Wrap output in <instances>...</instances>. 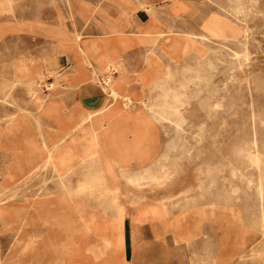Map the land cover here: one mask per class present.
<instances>
[{"label": "rangeland", "instance_id": "obj_1", "mask_svg": "<svg viewBox=\"0 0 264 264\" xmlns=\"http://www.w3.org/2000/svg\"><path fill=\"white\" fill-rule=\"evenodd\" d=\"M119 1H16L22 11L42 10L47 21L58 11V21H52L57 23L59 16L63 17L69 37L57 36L55 23H43L48 27L45 32L58 38L45 37L46 41L42 36L24 34L0 39V264H103L106 260L108 264H177L182 256L161 233L153 239L137 236L141 224L150 222L157 229L170 230L176 244L180 233L189 229L180 223L186 215L195 224L184 236L194 234L196 223L205 220L201 236L190 243L192 264H264V230H258L264 224V118H258L264 117V0H190L195 9L191 12L178 11L179 0H138L128 8L144 10L133 18L130 13L136 11L122 8ZM109 2L120 10L109 11ZM164 7L172 10L163 13L160 9ZM76 15L94 20L98 29L93 24V28L82 30ZM147 30L149 44L174 74L167 90L182 92L189 100L165 102V89L150 88V65L142 40ZM81 45L93 50L84 51ZM136 45L139 48L129 54L139 61L135 78L127 80L123 68L119 81L140 95L126 93L133 96L130 104L124 97L110 98L103 122L106 128L116 125L118 130L128 126L130 139L145 130L153 137L147 156L129 159L123 157L129 151L127 140L102 128V151L114 153V174L106 172L105 192L124 212L122 235L127 241L125 249H113L100 234L85 229L110 219L112 208L105 210L94 195L81 191H72L76 195L67 199L68 191L57 171L38 168L48 153L36 150L35 140L53 144L79 121L83 105L91 110L103 106L107 94L102 85L86 80L93 69L103 68L107 53L119 52L125 58ZM54 47L72 57L71 68L55 73L56 68L40 69L38 62L36 69L30 66L29 62H35L31 53L42 54L36 56L39 61ZM23 53L28 58L22 61L18 76L14 62ZM90 64L93 66L88 68ZM79 74H84L79 79L85 80V86L74 99L67 89L75 90L72 82ZM42 78L57 80L55 88L50 91L45 83L39 86ZM87 89H100L106 97L86 101ZM66 102L75 107L67 109ZM16 113L18 126L6 135L4 128ZM153 120L160 142L151 129ZM76 150L71 147L60 159L76 156ZM68 173L65 179L83 178L79 168ZM149 199L155 201H146ZM78 202L98 211V218L93 219L88 210L81 214ZM67 228L75 234H68ZM108 231L112 235L111 229ZM242 236L248 238V245ZM145 251L150 255H140Z\"/></svg>", "mask_w": 264, "mask_h": 264}, {"label": "bare ground", "instance_id": "obj_2", "mask_svg": "<svg viewBox=\"0 0 264 264\" xmlns=\"http://www.w3.org/2000/svg\"><path fill=\"white\" fill-rule=\"evenodd\" d=\"M55 1V0H54ZM100 1V0H99ZM13 3V2H12ZM57 3V2H56ZM98 3V2H97ZM122 8L126 9L129 6H132L134 3H132L131 0H120L119 1ZM142 3V2H141ZM99 5V4H98ZM101 5V4H100ZM142 5V4H141ZM102 6V5H101ZM139 6V5H138ZM179 7L181 9H185V11H194V4L190 0H179ZM97 8V7H96ZM96 10V9H95ZM12 11V10H11ZM163 11V10H162ZM156 13V12H155ZM164 13V11H163ZM162 13V14H163ZM191 14V13H190ZM126 15V14H125ZM139 15V14H138ZM160 15V14H159ZM66 16V15H65ZM167 16V15H166ZM166 16L164 15L165 19ZM163 17V18H164ZM59 22L55 23L53 26V30L56 31L57 36L63 38V37H69V32L66 27L65 19L63 17L59 16ZM66 18V17H65ZM181 18V17H180ZM173 19V17H172ZM58 21V19H56ZM169 20L170 18L168 19ZM109 21V20H108ZM104 22V21H103ZM111 22V21H110ZM137 22V21H136ZM138 23V22H137ZM186 23V22H185ZM65 24V25H64ZM108 24V23H107ZM205 24V23H204ZM97 25V24H96ZM174 27V26H172ZM101 28V27H100ZM111 28V27H110ZM177 28V27H176ZM204 28V25H203ZM205 28H208L207 25ZM175 29V28H174ZM102 30V29H101ZM160 30V28H159ZM178 30V29H177ZM212 30L209 28V31ZM103 31V30H102ZM101 31V33H102ZM198 31V30H197ZM214 31V30H212ZM82 32V31H81ZM181 32V31H180ZM185 32V30H184ZM190 32V31H188ZM74 33V32H73ZM147 37L142 38V40L146 43V54H145V60L150 65V71H149V80H150V88L160 87L165 89L163 100L165 102H170V100H174L175 102H182L189 100V97H186L184 99V96H182V92H171L168 91V84L169 81L173 79L174 74L170 73L164 66L163 61L159 59L156 55L155 49L153 45L149 44V33L150 31L147 30ZM186 33V32H185ZM217 33V32H213ZM218 34V33H217ZM82 35V34H80ZM105 35V34H104ZM184 35V34H183ZM201 35V34H200ZM203 35V34H202ZM102 36V35H101ZM160 36V35H159ZM188 37V36H187ZM84 38V37H83ZM192 38V37H190ZM193 39V38H192ZM114 40V39H113ZM152 41H154L152 39ZM194 42V39H193ZM192 42V44H193ZM124 44V42H122ZM247 43V42H246ZM96 47H100V44L97 42L94 43ZM199 44V43H198ZM85 45V44H84ZM125 45V44H124ZM122 45V47H125ZM93 47V46H92ZM127 47V46H126ZM55 48V47H54ZM81 48L84 51H90L91 46L86 45L85 47L81 45ZM124 49V48H123ZM129 49V48H128ZM93 50V49H91ZM116 50V49H115ZM248 49H246L247 51ZM52 51V50H51ZM202 52V51H201ZM240 54V53H238ZM117 56V58H116ZM107 59L105 63H103L102 69H93V74L89 77V79L86 80L87 83L90 82H96L102 85L103 89L105 90L107 94V101L105 104L97 109H87L85 106L84 111L82 115L80 116L79 121L71 127L70 131H68L64 136H62L59 140L55 141L53 144H48L46 140L42 142V144H39L35 140V144L37 146L38 151H47V158L43 160L39 165V169H53L57 171L58 176L61 178L63 188L68 191V198H74L76 195L72 191H81L86 193L87 195H94L95 198L99 201L100 205L106 210L107 208H112L113 215L108 220H102L98 221V223H95L93 225H88L86 231L88 232H96L100 234L106 242L112 245L113 249L121 247L125 249L127 245L126 238L122 235V225L121 220L124 216L123 210L116 207V203L113 198H109L106 194V184H107V178H106V172L111 170V157L113 158V152L110 150L102 151V128H106L104 126V120H103V111H105L109 106V99L112 98L118 99L119 97H124V100L127 104H130L133 101V96L123 93L120 90V81H119V72L120 69L126 68V65L124 64V59L121 58V53L112 54L107 53L106 55ZM247 58V57H246ZM90 61V60H89ZM93 63V62H92ZM95 64V63H94ZM10 66V65H9ZM93 66V65H92ZM97 66V65H96ZM2 69V68H1ZM58 70H54L53 72L58 73ZM204 72V71H203ZM83 74L79 76L82 77ZM6 78V77H5ZM79 78H74L72 82V86L74 87L75 91H78V89L84 85L85 80H81ZM138 78V77H137ZM248 79V78H247ZM79 80V82H77ZM85 82V83H86ZM17 83V82H16ZM45 83L49 90L55 88L57 80H49L46 78H42L41 82L38 84L39 86H42V84ZM201 83V82H200ZM196 84V83H195ZM85 86V85H84ZM215 86V85H214ZM14 87V85H13ZM37 89V88H36ZM40 89V88H39ZM42 89V88H41ZM208 91V90H207ZM8 93V92H7ZM44 93V92H43ZM77 93V92H76ZM6 100V99H5ZM115 101V100H114ZM187 103V102H186ZM44 105V104H43ZM63 105V104H62ZM111 105V104H110ZM163 107V106H162ZM22 109H27L22 107ZM177 109V108H175ZM24 111V110H23ZM25 112V111H24ZM109 112V111H108ZM110 113V112H109ZM260 113V112H259ZM33 115V114H32ZM113 116V115H110ZM163 116V115H162ZM253 116V115H252ZM255 116V115H254ZM7 117V116H6ZM118 117V116H117ZM258 118H264V117H258ZM110 119V118H109ZM112 119V118H111ZM19 120V113L15 114V118L9 122V124L4 128L5 134L7 135L10 131H12L14 128L18 126L17 121ZM225 120V119H224ZM38 122V121H37ZM172 122V121H171ZM255 122V121H254ZM261 122V121H260ZM262 123V122H261ZM39 124V123H38ZM151 125V124H150ZM264 125V124H263ZM109 126V127H108ZM106 129L114 130L117 137L121 138L124 137L128 142V148L129 151L127 153L123 154L124 158H133V157H143L148 155V151L152 144V133L149 130L136 132L135 135L132 137V139L129 138V131L130 128L126 125H122L120 130L117 129V126L114 125L111 127L108 125ZM39 127V126H38ZM116 128V129H115ZM149 128V127H146ZM240 136V135H239ZM256 138V136H255ZM255 141V140H254ZM234 142V141H233ZM234 144V143H233ZM71 147L76 148L77 150L75 153H77L74 157H69L66 159H60V155L62 153H69V149ZM248 148V147H247ZM171 150V149H170ZM260 153V152H259ZM69 155V154H68ZM67 155V156H68ZM263 155V153H262ZM116 156V155H115ZM122 156V155H121ZM120 156V157H121ZM253 159L251 155H248ZM258 157V156H257ZM119 158V157H118ZM117 159V158H115ZM129 159L127 162H130ZM259 159V158H258ZM124 160V159H123ZM144 160V159H143ZM255 160V158H254ZM141 161V160H140ZM115 162V161H114ZM123 162V161H122ZM255 162V161H254ZM258 162V160H257ZM261 162V161H260ZM259 163V162H258ZM128 164V163H126ZM130 164V163H129ZM216 164V163H215ZM226 165V164H225ZM146 167V166H145ZM260 167V166H259ZM80 169L81 173H83V178L77 179V178H69L65 179L66 174H69L68 172L75 171L77 169ZM122 168V167H121ZM113 169V168H112ZM165 169V168H164ZM3 170V169H2ZM219 170V169H218ZM5 171V170H3ZM261 171V170H260ZM112 172V170H111ZM39 173V172H38ZM41 173V172H40ZM39 173V174H40ZM108 173V172H107ZM141 173V172H140ZM261 173V172H260ZM109 174V173H108ZM112 175L114 172L111 173ZM139 174V173H138ZM251 174V173H250ZM118 175V174H117ZM145 175V172H144ZM143 175V176H144ZM261 177V176H260ZM150 179V178H149ZM250 179V178H249ZM142 180V179H141ZM116 182V181H114ZM259 182V180H258ZM252 183V182H251ZM118 184V183H117ZM222 185V184H221ZM255 185V184H254ZM4 187V186H3ZM113 188V187H112ZM2 189V188H0ZM115 189V188H114ZM49 191V190H48ZM109 191V190H108ZM112 191V190H111ZM115 191V190H114ZM264 192V190L262 191ZM2 194V192H1ZM67 194V193H66ZM16 195V194H15ZM239 195V194H238ZM259 196V195H258ZM230 197V196H228ZM222 201V200H220ZM226 202V201H225ZM201 203V202H200ZM210 203V202H209ZM208 203V205H209ZM223 203V202H220ZM219 203V204H220ZM230 203V202H229ZM212 204V203H211ZM210 204V205H211ZM225 204V203H224ZM30 205V204H29ZM203 205V204H202ZM207 205V204H206ZM227 205V204H225ZM73 206V205H72ZM74 207V206H73ZM184 207V206H183ZM218 207V206H217ZM225 207V206H224ZM245 207V206H244ZM169 208V207H168ZM185 208V207H184ZM226 208V207H225ZM223 209V208H222ZM77 210L82 214L85 210H88L90 212V216H92L93 219L98 218V211L94 209H89L83 202H78L77 204ZM186 210V209H185ZM233 211V210H232ZM77 212V211H76ZM196 213V212H195ZM240 214V213H239ZM195 215V214H194ZM197 215V214H196ZM201 214L199 213V216ZM235 215V214H234ZM233 215V216H234ZM228 216V215H227ZM238 216V215H237ZM241 216V214H240ZM236 217V216H235ZM180 218V217H179ZM230 219V218H229ZM236 219V218H235ZM234 219V220H235ZM241 219V218H240ZM233 220V222H234ZM262 220V219H261ZM91 221V220H90ZM232 221V220H231ZM82 223V222H81ZM238 223V222H237ZM236 223V224H237ZM24 224V222H23ZM26 224V223H25ZM232 224V223H231ZM239 224V223H238ZM75 226V225H74ZM233 226V225H231ZM230 226V227H231ZM78 227V226H77ZM237 227V226H235ZM244 227V226H243ZM257 227V225L255 226ZM76 228V226H75ZM234 228V227H232ZM84 229V230H85ZM111 229L112 235L108 230ZM244 229V228H243ZM264 230V224L262 227H259L258 230ZM22 230V228H21ZM44 230V229H43ZM69 231L68 234L71 236L75 234L76 231H73L71 228H67ZM42 231V230H41ZM243 231V230H242ZM245 231V230H244ZM247 231V230H246ZM262 233V231H260ZM35 233V232H34ZM117 234V236H115ZM192 234V232H191ZM17 235V234H16ZM34 236H36L34 234ZM30 237H32L30 235ZM25 238V237H24ZM34 239V238H33ZM20 240L17 241V243ZM29 241V240H28ZM34 241V240H33ZM36 241V240H35ZM34 241V242H35ZM189 242V241H188ZM242 242L248 245L249 240L246 236H242ZM13 243V242H12ZM30 243V242H28ZM26 244V243H25ZM34 244V243H33ZM20 245V244H18ZM17 245V246H18ZM27 245V244H26ZM35 245V244H34ZM233 245V244H232ZM16 246V247H17ZM31 246V245H29ZM15 247V246H14ZM15 247V248H16ZM28 247V246H27ZM169 248V247H168ZM24 249V248H23ZM26 250H29L26 249ZM25 251V250H24ZM99 252V251H98ZM24 253V252H22ZM26 253V251H25ZM38 253V252H37ZM40 255H43L40 254ZM45 255V254H44ZM43 255V256H44ZM42 256V257H43ZM40 257V256H37ZM242 257V255H241ZM1 258V257H0ZM44 258V257H43ZM15 259V258H13ZM41 259V258H39ZM33 260V259H32ZM2 261V260H1ZM37 262V260H35ZM57 261V259H56ZM131 261V260H130ZM4 262V260H3ZM17 262V261H16ZM15 262V263H16ZM34 262V260H33ZM32 262V263H33ZM58 263V262H56ZM108 260H106L103 264H108ZM132 263V262H131ZM35 264V262H34Z\"/></svg>", "mask_w": 264, "mask_h": 264}, {"label": "crops", "instance_id": "obj_3", "mask_svg": "<svg viewBox=\"0 0 264 264\" xmlns=\"http://www.w3.org/2000/svg\"><path fill=\"white\" fill-rule=\"evenodd\" d=\"M16 1L17 0H0V39L3 36H7V35H19V36H23L24 34H28L31 37L32 36H36V37H41L44 38L46 41L47 38L53 40L56 39L58 37L51 35L49 32H45L44 28H48V27H44L42 24L46 23V24H54L56 22H53L52 20H56L57 19V13L58 11L52 12L51 15V19H49V21H47L46 19H44V17L47 15L45 12H43L42 10H36L33 12H27V11H22L21 8L17 7L16 5ZM94 1V0H92ZM105 2H108L110 0H103ZM133 1V3H136L138 0H131ZM160 2L163 0H159ZM13 2V3H12ZM110 4V2L108 3ZM111 6L109 7V11H119L120 9L117 8L115 5L110 4ZM54 6V5H53ZM55 8V6H54ZM171 7H164L161 8L160 10H170ZM12 10V11H11ZM143 8H128V11H136V12H132L130 13L131 18H133L134 16L136 17L138 12L137 11H143ZM172 10V8H171ZM178 11H185V9H179ZM68 14V13H67ZM66 14V15H67ZM78 17V21L81 22V26L82 30H88L90 27L93 28V24L96 26V23L94 22V20L89 19L88 21L82 19L79 15H76ZM54 17V18H53ZM51 20V21H50ZM66 22L68 23V25L73 28V24L72 22L70 23V19L66 18ZM89 27V28H88ZM96 29H98V27H95ZM47 30V29H46ZM48 31V30H47ZM99 31V30H98ZM100 32V31H99ZM96 32V33H99ZM52 46L50 45L49 48H51ZM139 48L138 45L131 47L128 52H126L125 54V61L124 64L126 65V70L124 72L126 79H133L135 78V71L134 69L137 67V65H139V61L138 58H133V56H130L129 54L134 51L135 49ZM52 51H49L48 54L42 58V60L37 61V57L39 55L42 54H38V53H31V55L35 56V62L34 65L29 62L30 66H32V68H37V62L40 63L39 68H43L45 71H48L47 68H56L57 70H61L63 71L64 69H69L71 68L72 64H73V59L71 56H69V54L62 52L60 50H58V48L55 49H51ZM46 57H49L48 59L45 60ZM28 58L27 54L23 53L22 55H20L14 62V66L16 69V74L19 76L21 74L20 72V65L23 63L22 61L24 59ZM136 59V60H135ZM71 62V64H70ZM67 63V66H65V64ZM69 63V65H68ZM134 65V66H133ZM91 64L88 65V68H91ZM133 69V72H131ZM81 74H79L78 76H76V78H79ZM84 75V74H83ZM133 77V78H132ZM125 83L120 85V90L124 93H130L136 97H139L138 92L134 91L133 89L129 88V87H125L124 86ZM83 86V85H82ZM68 91H70V94L74 96V99L78 96V93H76L77 91L75 90H71V89H67ZM84 100L89 101L91 99V97L97 96L100 100L104 99L106 97V94L101 91L100 89L98 90H93V89H87L86 91H84ZM142 95H144V93H142ZM78 98V97H77ZM74 101V100H73ZM80 103L83 105L82 101H80ZM73 103L68 104L66 102V108L67 109H73L75 106L72 105ZM84 106V105H83ZM120 107H122V105L120 104ZM151 129L154 133H156V125L154 123H151ZM156 138L159 140L160 142V135L156 133ZM146 201H155V200H146ZM127 207H130L127 206ZM170 217V216H168ZM192 217H190V215H186L184 218H181L180 223L186 228L189 227V229L192 227V225H194V221L191 220ZM202 224L205 225V220L202 222V220L200 222L196 223V227L197 230L194 231L195 233L189 236H184V234H188L189 229L186 231L184 230L183 233H180L181 235H179L178 237V242L176 244H174L173 240H175L174 235L172 234V232L170 230L168 231H163L160 229L155 228L150 222H145L142 223L141 227H140V231H139V235L137 236V238L139 239H153L156 238V233H161L162 237H165L164 239H169L171 242V244L173 246L177 247V252L178 255H181L182 257L180 258L181 260L179 261L180 263L177 264H192L193 261V252L191 251V247H190V243H192L191 241L193 240H197L201 234L202 231H200L203 227ZM207 224V223H206ZM158 227H160V225H158ZM161 228V227H160ZM189 239V243L187 242V240ZM143 245H147L149 243H144L142 242ZM140 255H145L146 257L150 255L149 251H145V252H141ZM179 260V259H178Z\"/></svg>", "mask_w": 264, "mask_h": 264}]
</instances>
